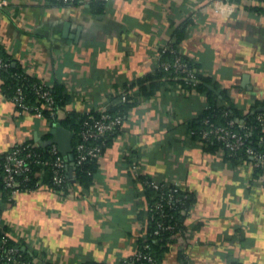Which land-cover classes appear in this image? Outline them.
Masks as SVG:
<instances>
[{"label":"crops","instance_id":"0c3cea01","mask_svg":"<svg viewBox=\"0 0 264 264\" xmlns=\"http://www.w3.org/2000/svg\"><path fill=\"white\" fill-rule=\"evenodd\" d=\"M2 1L3 50L45 84L64 85L68 99L58 122L37 117L7 100L0 80V156L18 143L47 141L71 111L98 113L129 96L123 125L89 184L74 183L64 196L47 187L14 197L0 191V222L9 234L23 249L34 253L29 235L43 248L35 263L122 264L148 231L140 182L148 175L179 180L194 199L161 264H264V180L249 162L231 164L190 135L208 91L176 81L158 83L148 95L136 92L160 62V46L186 25L178 49L207 87L242 115L263 109L264 12L246 1L222 11L215 0Z\"/></svg>","mask_w":264,"mask_h":264},{"label":"built area","instance_id":"2783aa9c","mask_svg":"<svg viewBox=\"0 0 264 264\" xmlns=\"http://www.w3.org/2000/svg\"><path fill=\"white\" fill-rule=\"evenodd\" d=\"M61 2V6H69V5H77L81 0H58ZM105 3L113 2L116 0H101ZM220 2L221 6H215L216 10L222 11V6H229L234 1H246L256 6H264V0H215ZM5 1L0 3V6L4 4ZM172 40L166 42L164 45L160 46V48L164 50H170L172 53H175V56L172 60H162L158 63V66L174 73L173 78L178 82L187 83V85L196 87L200 82L198 77L197 69L190 62L184 60L182 58V53L179 49L175 48L172 45ZM159 56L160 53H158ZM14 62L10 59H5L0 52V80L2 79V73L4 71H8L11 64ZM181 80V81H179ZM32 88L36 94V102L42 103L43 107L50 110V117L56 121L59 119L61 114L62 105H59L52 93V89L45 82L33 83ZM5 96V95H4ZM6 98V97H5ZM10 102L14 103L16 108L20 112L25 113H33L37 117H44L43 109L37 105L28 104L25 99V92L23 86H18L14 97L7 99ZM122 101H128V96L123 93ZM205 109H209V103H206ZM108 108L106 107L102 109L98 114H94L92 112H87V117L83 120L80 134V141L76 144V152L75 159L78 163H82L87 159H98L103 154V147L107 145V140L110 136L118 131L123 125V117L121 115H114L108 112ZM231 111L225 109L221 111V116L224 118L223 122L217 123L213 121L211 117H206L204 122L207 124V128H205L202 132V139L213 141L218 145V149L225 154L226 150H229L231 154L237 153L239 151L245 150L247 154L253 159L251 161V165L253 167H262L264 169V152H261L257 149V147H261L264 142V136L261 135L259 138L258 146L252 147L247 146V142L250 139L251 132L246 131L242 133L246 129V125L243 120L238 118H231ZM257 118L264 124V113H261L257 116ZM262 132H264V126L262 128ZM203 140V141H204ZM36 143V144H35ZM34 142H23L18 143L11 149L7 151L4 156V175L0 179V187L11 190V196H16L19 193L24 191L22 188V181L17 178V175L24 174L26 176V172L30 169V161L35 162L37 166L44 164L38 154L35 152L34 147L36 145H44L45 142L42 140ZM46 145V144H45ZM52 146V151L57 153V157L54 162L53 169V180L57 185H60L65 178L67 172H69V176L72 174L70 170L68 161L65 157V154H60L61 149L55 143L49 144ZM75 149V147H74ZM37 158V159H33ZM134 171L138 170V164H132L131 166ZM74 170V169H72ZM43 169L41 172H37L36 175L42 176ZM74 174L72 177L74 179ZM28 179V176H26ZM260 181L264 180V173L259 177ZM43 181H38L36 185L39 187H47L51 188ZM141 182V181H140ZM142 185L147 183L153 186L156 190H168L169 193L167 198L162 195L161 199L166 201L168 204H174L179 201L178 196L176 195V191L180 188V181L177 179H173L169 182H165L164 184L154 180L151 182L144 181L141 182ZM72 187V186H71ZM70 187V188H71ZM53 189V188H52ZM72 189V188H71ZM58 195L64 196L66 192L59 189H53ZM1 191V190H0ZM162 201L155 204L156 209H162L163 205ZM144 209L148 212L146 213L147 220L154 219L157 224V228L155 230L156 235L162 234L164 231L176 229V226L172 225L171 222L167 223L168 217L163 215L156 216L155 213H152L153 208L149 205H145ZM162 212V211H161ZM9 233V232H7ZM7 238H0V264H31L30 260H24L22 258L21 253H19L18 248L15 247H6ZM28 241L34 245V253L39 252L43 248L35 243L34 237L29 235ZM45 249V248H44ZM148 246L145 245L144 249H137L132 255L124 256L121 260L122 264H160L155 257L147 251ZM31 254L34 253L29 250ZM37 256L32 258V262H36Z\"/></svg>","mask_w":264,"mask_h":264},{"label":"trees","instance_id":"16d2710c","mask_svg":"<svg viewBox=\"0 0 264 264\" xmlns=\"http://www.w3.org/2000/svg\"><path fill=\"white\" fill-rule=\"evenodd\" d=\"M48 1L61 6V2H59L58 0H48ZM97 1L100 2L102 5L105 4L104 1H101V0H97ZM253 8L258 10L259 12L260 11L264 12V6L255 5ZM185 27L183 25L182 29L178 28L174 31V35H173L171 42H172V45L177 49H178L179 43L181 42V39L184 37ZM0 52L2 53V56L5 59H10L14 62L13 64H11L8 71H4L2 73L1 88H2V91L6 99H10L14 97L18 86L19 85L23 86L26 102L28 104H33V105L35 104L39 106L40 108L43 109L44 116L52 119L50 117V110L44 108L42 103L36 102V94L32 88L33 83H40L42 82V80L39 79L37 76L30 74L28 70H26L25 66L13 60L10 57V55H8V53H6L3 50V47L1 44H0ZM159 53L161 55L160 56L161 58L159 61L172 60L175 56V53H172L170 50H164L162 48L159 49ZM182 58L190 62L193 66L197 67L196 64L193 63L191 59L185 57L184 54H182ZM173 75L174 73L159 67L157 63V67L154 69V71L151 72L150 75L146 77L144 80L139 81L140 87L136 89V92L137 94L148 95L149 93L154 92V89L158 87V83H161V82L175 83L177 80L173 78ZM198 77L201 78L202 81L197 84V87L206 89L208 91L210 108L209 109L204 108L202 113H200L198 116L194 117V119L190 121L189 130H190L191 138L197 139L198 141H201L208 146H214L218 148V145L215 142L202 139V132L205 128H207V124L204 122V120L206 117L209 116L213 119V121L217 123L223 122L224 118L221 116V111H224L225 109H227L231 111V114H230L231 118H238L244 121L247 127L244 131H242V133L246 131H249L252 133L249 141L247 142V146L257 147L260 136L261 135L264 136V132H262V128L264 124L261 123V121L257 118V116L261 113H264V108L259 110L257 109V107H253L246 114L242 115L231 104L228 105L226 103H223V101L219 99L216 93L207 87V84L209 81L208 79L202 77L200 74H198ZM164 78L166 79V81L164 80ZM148 80H151L153 82L150 85V90L146 91L145 84ZM184 84H187V83H184ZM49 86L51 87L52 93L59 105H63L64 103L67 102L68 95L65 91L64 85L56 83L54 85H49ZM127 102L128 101H125V102L121 101V99L117 100L116 102H113L109 106L108 112L114 115H121L123 117L124 111L129 106L128 105L129 103ZM94 114H98V113H94ZM86 117H87L86 113L79 116L75 111H71L69 112L65 120H61L62 121L61 123L65 127L71 129L72 131H75L76 133L75 139L73 142L74 143L73 144L74 155H77L76 144L81 139L79 132L81 130L83 120ZM59 120L60 119H56L57 122ZM118 131L113 133L110 136V138L107 140V145L103 147V153H104V150L112 143V140L118 134ZM29 142L35 143L34 140L33 141L29 140L26 143H29ZM257 149L261 152H264V142H263V145L261 147H257ZM34 150L38 154V157L44 164H42L40 167V166H37L35 162L30 161V169L26 172V176H28V179H26V176L24 174L17 175V178L22 181V188H23L22 191L31 192V191H34L40 188L38 185H36L37 182L40 180V181H43L42 183H45L46 185H48L49 187L53 189H59V190H63L64 192H70L71 190L70 187L74 183L87 185L93 180V172L97 164V159H87L86 161L82 163H78L77 160L75 159V163L73 165L74 175H75L74 179L71 175L69 176V172H67L65 175L64 181L60 185H57L53 180V169H54V162L58 154L54 153L52 151V146L47 145V144L46 145L37 144L36 147H34ZM6 153L7 151L0 156V179L4 175V165L3 164H4V156ZM60 154H63V153L60 152ZM224 155H225L226 160L230 162L231 164L233 162L240 163L244 161L251 163V161L253 160L247 154L245 150H242V151H239L233 154H231L229 150H226ZM33 159H37V158H33ZM66 159L69 164L68 157H66ZM41 169H43L44 171L43 175L42 176L36 175L37 172H41ZM254 169H255L256 178L260 177L264 173V169L262 167H254ZM154 180L162 184H164L165 182H169V181H164V180H158L153 177H149L148 175H143L141 176V179H140V181L143 183L144 181L151 182ZM142 186H143V189H144L143 191H144V194L146 195V201H147L145 205H149L150 207L153 208L152 213L156 212V210L159 211V213L158 212L155 213L156 216H161L163 214H164L163 216L166 215L165 217H168L167 223L171 222L172 225L176 226V229L174 231L167 230V231H164L160 235H156L155 234V230L157 228L156 221L154 219H149L148 231L146 235H144V237L140 239V244L138 248L144 249V246L147 245L148 246L147 251L151 253L155 257V259L161 264L162 253L165 249H167L168 242L172 238L171 236H173L175 232H182L183 230H185L184 221L187 215L189 214V211L192 208L194 199L190 193L183 191L181 188H179L176 191V195L178 196L179 201L170 205L166 201H163L161 199L162 197L161 192L163 196H166L165 199L167 198V196H169L168 195L169 193H167L168 190L166 189L156 190L153 186L147 183H144V185ZM0 190L5 191L7 192V194L11 195L10 189H7L1 186ZM160 201H162L161 204L163 205L162 207L163 210L156 209L155 204ZM144 212L147 213L148 211L144 210ZM8 231H9V227L6 225H3L0 222V238H4V237L7 238L6 247L18 248L19 253H21L22 258L24 260H30L31 264H36L32 262V258L35 255L33 256V254L29 252L28 248L23 249V246H26V244L12 237L9 233H7ZM233 264H238V263L234 262Z\"/></svg>","mask_w":264,"mask_h":264},{"label":"water","instance_id":"95a60500","mask_svg":"<svg viewBox=\"0 0 264 264\" xmlns=\"http://www.w3.org/2000/svg\"><path fill=\"white\" fill-rule=\"evenodd\" d=\"M50 134L52 137L45 141V144H57L63 154L68 157L69 164L73 166L75 163V155L72 147L74 133L63 126H57L50 130Z\"/></svg>","mask_w":264,"mask_h":264}]
</instances>
